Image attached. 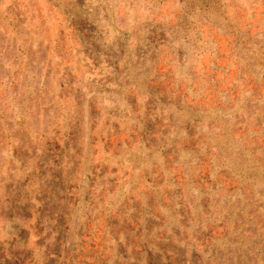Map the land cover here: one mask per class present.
<instances>
[{"label":"rangeland","instance_id":"obj_1","mask_svg":"<svg viewBox=\"0 0 264 264\" xmlns=\"http://www.w3.org/2000/svg\"><path fill=\"white\" fill-rule=\"evenodd\" d=\"M221 2L188 11L180 0H0V247L15 264H141L139 239L126 228L130 197L180 188L186 198L173 200L178 213V202L198 196L194 183L217 201L214 215L205 221L197 214L195 224L173 221L166 204L153 199L164 220L151 224L153 232L179 222L190 254L208 233H225L219 194L235 186L227 172L254 157L264 163V78L262 71L249 74L239 59L264 62V0ZM184 12V24H177ZM80 17L95 19L106 41L118 30L126 34L122 86L103 85V77L87 71L90 60L78 52L71 28ZM116 102L126 110L113 117ZM196 112L202 119L188 128L170 120L185 123ZM163 135L178 144L156 151L143 172L142 163L133 167L138 149L145 154L144 139L158 143ZM187 185L195 188L181 192ZM236 198L237 204L244 198L239 189L230 200ZM250 212L244 233L264 224ZM255 261L251 255L243 264Z\"/></svg>","mask_w":264,"mask_h":264},{"label":"trees","instance_id":"obj_2","mask_svg":"<svg viewBox=\"0 0 264 264\" xmlns=\"http://www.w3.org/2000/svg\"><path fill=\"white\" fill-rule=\"evenodd\" d=\"M180 1L185 2V7H188V11H191L193 9L206 10L208 6L219 7L222 4L221 0ZM185 20L186 14L184 12L181 16L178 17L177 24L182 25L184 24ZM72 21L73 23L71 28L74 32V36L77 37L80 44L78 52L83 57H86L90 60V62H88L89 64H87V71L89 73H93V71H95L97 75L103 77L105 79L103 85H109V83H113L114 86H122L124 81L122 80V77L120 78V75L124 73L122 72V69H124V65L129 60V46L127 43V37L125 36L126 34L123 33L121 30H118V32H115L112 35L110 41H106L103 39L102 36L100 37V31L98 30L97 25L94 23L96 21L95 19L89 20L87 17H80L79 19L73 18ZM173 28L177 29L178 25L173 26ZM185 28L187 27H184V29ZM154 30H156V28H154ZM157 36H161L160 38L165 36L164 30H159ZM137 48V54L138 56H140L141 51L139 50L141 49V47L138 46ZM239 59L241 62L240 65L242 67H245L246 71L249 74L251 73V75L258 76V73L262 71V75L260 77L264 78V62L255 63L254 60H252L251 62L246 61L245 56L243 55L239 56ZM122 61H124V63H122ZM256 64L258 66L257 68ZM101 79L99 80V83ZM147 89H149L150 93L151 91H154L153 87H147ZM241 97L242 95H239L238 99H241ZM150 99L154 101L152 97ZM158 100L166 103L172 102L171 100H167L163 96H159ZM175 103L178 104L177 102ZM240 105L241 103L237 105V107ZM114 108L115 111L113 112H115V114H113V117L119 116V114L117 113L120 111V109L121 113L123 112V110H126L125 107L122 108V106L118 105V102H116ZM212 108L217 109L215 107ZM111 109H113V107ZM201 116H203V113L196 112V115H194V117L188 118L185 123H178L173 119L172 115H170V120L171 122H173L174 127L177 124H180L181 127L188 128L190 127V124L192 122L201 120ZM147 130L148 129L145 125L143 128H141L139 134L143 137L148 136ZM61 134L63 136H67L69 132ZM168 136L170 135H163L162 140L158 143H150L147 139H144L146 142V150L144 152L145 154L142 155V149H138V154H135L136 156L133 158V167H136L142 163L143 169L140 168V171L144 170V165L149 163V161H153L156 156H158L155 155L156 151L161 150L162 152H164L170 146H175L178 144L176 143L177 139H169ZM172 137L175 138V135ZM219 148H222V146ZM241 151L242 153L245 151H249V148L243 147ZM128 158H130V156ZM254 158H256V162H254L253 164L250 163L248 165H241L239 171L234 169H230L229 172L226 171L229 175H231V177L235 178V181H233L232 184L235 186L231 185V189L233 190H231L230 192L219 194V197L223 198V202H226V204L224 205V209H222L221 213H219V217L221 220L225 219L226 217L228 219L227 222L222 225L225 233H218V235H214L216 233H208L206 235L208 236L207 239L205 241L203 239V244H200L199 247L195 246L194 248H191L192 254L185 252V250L187 249L188 242L181 237V234L187 236L185 233H182V225L179 222L178 224L176 222L177 226L173 224L171 225V223H173L175 217H179L180 219L186 220L188 223L191 222L195 224L194 217L197 214L203 213L205 221L209 217H212L214 215V209L217 206V201L215 202L211 200V196L208 195V193L205 194V190L203 187H201L197 183H194L196 184V187H199L198 196L191 197L190 201L192 202H178L181 206L180 212L178 213L173 208L175 204V201L173 200L175 199V197L180 196H182V198H186L185 195L180 193V188L175 189V192L173 191L174 193H171L170 191H165V195H162L163 197L159 195V193L153 194L152 197H148L145 200H143L141 197H138L136 199L131 196V204L133 205L129 207L128 211L125 213V216L126 214L128 217L131 215L128 218L129 221L126 226V228H128L127 230L136 232L128 233V236L130 237L136 234V238L139 239V245L137 248L138 257L136 259L139 258L141 260V264H207L203 260L210 258L212 261L211 264H243L245 260H247V258L252 255L255 258L256 263L264 264V224L261 227H257V229H254L252 233H244V230L248 227V224L250 223L252 218V214L250 212L251 208L254 209L256 212L260 213L264 218V163L257 159V157ZM145 174L143 175L146 176ZM89 176L90 175H87V177ZM132 178L133 173H131L129 179L125 180L124 182L132 181ZM189 182L190 180L187 179L185 184H189ZM176 183L180 185L182 184L181 181H176ZM195 186L187 185L186 187H182L181 192L187 191L189 193L190 188H195ZM260 186H263V188L260 189ZM154 187L155 188L153 189L155 190L157 186L154 184ZM134 188L135 186L132 185V187H130L129 189V192ZM244 188L249 189V195H246L242 191ZM237 189H239L240 194L244 195L243 200H241V203L239 204L236 203L237 198L235 200H230ZM257 192L260 193L258 196H256ZM175 193L178 195H171ZM82 194L83 192L81 191L78 198L79 200L82 197ZM87 196V191H84L83 200H86ZM157 198L162 201V206L166 204L165 207L168 208V212H170L168 216L171 217L173 220H168V226L167 228H165L166 230H163L161 232L159 231L160 233L153 232L151 226V224L154 222L157 223L161 221L162 223L164 221L160 218L163 217V215L161 214L159 209L157 207H154L153 199L157 200ZM238 198L240 199V197ZM76 210L77 208H74L73 213H75ZM190 213L192 214L193 219H188V217L186 216H190ZM198 218L199 217H197L196 219ZM238 219L239 223H237ZM204 226L208 228V224ZM189 227H191V225L185 226V228ZM62 238L65 244L67 238L65 239V237L63 236L61 237V239ZM61 239L59 238V240L57 239V241L61 243ZM52 253L59 255L57 249L55 252ZM230 254H232V259H230ZM187 255L191 256V259L194 258L193 255H202L203 259L201 261L193 259L192 263H190L187 261ZM15 259L16 261H19L16 257ZM242 259H244V261H242ZM0 264H15L13 261V257L7 253H4L1 247Z\"/></svg>","mask_w":264,"mask_h":264}]
</instances>
